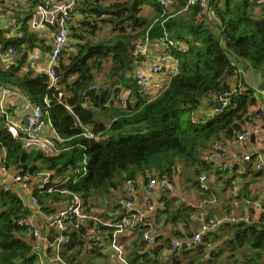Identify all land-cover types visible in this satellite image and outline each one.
<instances>
[{
  "label": "trees",
  "instance_id": "obj_1",
  "mask_svg": "<svg viewBox=\"0 0 264 264\" xmlns=\"http://www.w3.org/2000/svg\"><path fill=\"white\" fill-rule=\"evenodd\" d=\"M44 1L27 2L24 17L19 16L24 35L8 37L9 31L0 26V52L13 48L17 57L10 67L0 60V84L16 88L47 110L64 140L60 147L68 149L47 156L37 149L24 148L22 141L5 129L1 115L0 148L7 150L5 164L29 177L43 171L66 175L71 165L78 167L81 174L85 171L82 161L88 157L85 176L75 182L71 178L68 183H58L50 193L37 194L45 211H52L47 200L62 201V192L67 191L85 198L90 205L86 204L87 212L102 218L112 216L100 210L126 180L136 183L142 176H177L197 190L198 199L205 206L208 201L204 199H216L218 195L208 180L211 174L216 180H224L226 191H232L234 179L226 177L230 171L214 170L204 156L215 140L232 141L235 133L259 114L257 91L242 83L243 70L254 68L260 73L259 86L264 92V3L210 0L217 15V20H210L202 14L199 1L188 5L189 0H167L168 4L160 0H119L109 4H104V0H84L74 16V29L82 31L70 35L77 42L62 52L56 66L57 82L50 85L46 73L25 67L31 49L46 48L38 33L28 29L32 11ZM78 11L82 18L77 17ZM103 24L111 25L110 36L94 39L95 31ZM147 41L151 45L158 41L186 48L182 51L162 43L163 49L177 55L179 71L151 100L141 95L132 78L136 63L144 58L135 57L133 50ZM102 73L104 79L98 81L96 77ZM122 83L124 90L117 87ZM92 85L94 89L90 88ZM233 85L241 86L242 94L232 95L224 113L211 116L214 96L232 90ZM127 90L125 104L109 100L112 93ZM78 122L89 128L94 138L85 136ZM253 169L246 165V170ZM201 173L207 174L206 187L197 180ZM253 181H247L237 197L259 198L249 187ZM118 199H113L114 211L119 208ZM163 200L166 207L158 209L157 217L165 215V222L172 225L181 222L186 233L177 232L175 236L190 237L195 230L191 215L202 207L187 202L178 205L174 196L165 195ZM30 213L14 190L6 192L0 186V264H46L33 251L28 227L17 222ZM261 215L253 224L228 223L207 234L209 248L202 245L191 259L179 261L175 258L179 252L172 250L173 262L162 264H264V212ZM83 231L73 232V241L61 252L62 258L72 264H112L103 248L86 250ZM133 232L136 240L127 256L133 264H146L144 228L137 227ZM164 250H171L168 239L155 245L150 253L160 255Z\"/></svg>",
  "mask_w": 264,
  "mask_h": 264
},
{
  "label": "built area",
  "instance_id": "obj_2",
  "mask_svg": "<svg viewBox=\"0 0 264 264\" xmlns=\"http://www.w3.org/2000/svg\"><path fill=\"white\" fill-rule=\"evenodd\" d=\"M163 4H168L167 0H160ZM199 1L202 8V14L210 19H217V15L209 0H189V4ZM84 0H45L43 3L36 6L32 11V15L28 19V29L35 32H44L46 28H50L51 41L50 48L42 55L46 57L47 66L40 69L38 60L40 58L39 48L34 47L30 52L25 67H30L37 72L46 73L50 79V85L57 82L56 66L59 63L62 52L69 45L70 34L75 26V12L79 9L78 6ZM264 3V0H259ZM9 36L24 35L21 29V21L14 23L13 28L7 34ZM49 44V42H48ZM167 47L177 46V44L166 43ZM184 51V47H178ZM149 42L138 44L134 50V56L148 57ZM13 48H9L7 52H0L1 63L10 67L15 64L17 57ZM179 59L177 55L168 49H162L157 56V61L150 64L147 68L139 65L132 73L133 81L141 95L151 100L158 96L162 91L160 86L166 84L168 80L174 76L179 70ZM159 85V86H158ZM165 86V85H164ZM163 86V87H164ZM158 87V88H157ZM92 89L95 87L92 85ZM243 88L233 86L232 90L219 95H215L212 99L214 109L211 116L224 113L228 107L232 95L242 94ZM20 91L16 88L0 84V115L6 118V130L15 138H19L23 147L30 149H42L48 154L56 151V143L51 138L57 139L58 133L54 128L51 119L47 116V111L37 103L30 99L25 106L18 108L14 114L21 122L13 117H7L4 102L14 94H19ZM111 101L124 104L126 97L123 95L111 96ZM257 110L260 113L261 119L264 122V92L259 91L256 102ZM69 108V107H68ZM27 113L25 114V111ZM22 113V116L20 115ZM4 118V119H5ZM78 127L84 129V135L94 138V134L84 126L81 122L77 123ZM53 129L52 137L45 135L48 128ZM261 126L251 120L246 127L237 131L233 136L232 142L235 141L244 147L254 135H257L261 130ZM205 160L212 164L214 170L223 172L232 171L235 166L249 163L256 172L264 174V145L261 148L254 147L252 150H246L241 154L231 153L229 143L222 140H215L210 148L205 152ZM6 159L0 154V172L3 174V179L0 178V185L5 191H10L13 188V183L18 186L22 193V201L31 213L26 217L18 219V224L21 227H28V236L33 242V251L37 253L41 263L46 264H72L62 258L61 252L72 243L73 232H81L87 239V250L89 247H101L108 253L115 264H133L119 240L120 235L128 232H133L137 227L144 228L143 240L149 246L158 244L157 237L153 234L154 219L151 212L159 208L165 207V200L161 199L159 204L149 202L147 205L140 204L136 199L137 193L136 183L128 179L124 183V196L119 197V211L116 215L102 218L95 212L86 211L85 202L77 193L63 191L65 199L62 200L63 205L60 207H52L49 214L37 199L38 193H50L56 189L58 183H68L71 180V174L75 173L73 168H70L66 176H56L53 172L45 173L41 176L24 175L22 172L12 170L6 164ZM77 171L76 174H79ZM87 171L79 174L83 176ZM54 177V178H53ZM197 180L202 186L208 185L207 174L201 173ZM145 189L148 197L158 195L159 198L168 195L174 196L178 190L177 176H151L146 180ZM238 195V188L235 184L233 196ZM248 208L258 210L262 207L261 202L256 200H245ZM55 204V203H54ZM194 206V204H190ZM201 214L196 216L199 218L198 229L190 237L174 238L171 240V250L181 252L183 250L196 251L202 245L206 244L207 234L217 230L228 223H246L253 224L259 218L253 213V216L245 211L244 213L231 214L228 210H223L217 213H211L208 210H201ZM193 217V216H192ZM110 230V234L108 233Z\"/></svg>",
  "mask_w": 264,
  "mask_h": 264
},
{
  "label": "crops",
  "instance_id": "obj_3",
  "mask_svg": "<svg viewBox=\"0 0 264 264\" xmlns=\"http://www.w3.org/2000/svg\"><path fill=\"white\" fill-rule=\"evenodd\" d=\"M28 2H29V0H28ZM1 3H3V2L1 1ZM29 4H30V2H29ZM82 4L83 3L81 2L80 5L78 6V8ZM76 15H77L78 18H82V17H80L79 13L76 14ZM49 30H50V28L48 27V28H46L44 30V32L43 31L42 32H37L38 36L41 39H43V41L46 44V48H44V49L41 46H37V48H39L40 55H41L39 60H38V64H39L40 69H44L47 66L46 57L44 55H42V53L46 52L47 49L50 48V41H51V37L52 36H51ZM73 41L77 42L75 39H71V43ZM48 42H49V44H48ZM149 47H150V50H149L150 54L148 55V57L142 58L139 62H137L136 63V67L141 65L142 67L147 68L150 65L149 63L153 64L154 62H156L157 61V56H158L159 53H161V50L163 49L164 46H163L162 42H158L157 41V42L153 43V48L151 47L150 43H149ZM34 71L37 72L36 70H34ZM38 73H41V72H38ZM96 78H97L98 81H102V79H104L103 73L99 74ZM232 83H234V82H232ZM166 84H163V86L166 85ZM249 85H251V87H253L256 91L259 90V88H256V86H255L256 84L251 82ZM117 87L118 88H122L124 90L123 83L121 85H118ZM124 92L128 93V90L121 92V94L124 95ZM28 100L29 99H28L27 95L24 94L21 91H20L19 94H14L10 98H7L6 102H4L3 104L5 106V111H6L8 120H9V117H13L15 120L21 122V120L18 119V117L14 114V112L18 108H20L21 106H25L26 102ZM114 104H117V103L114 102ZM26 113H27V110L25 111V114ZM20 115L22 116V113ZM259 116H260V114H258V116H256V117H253V122H255L256 124H259V125L261 124L262 125L261 128H264L263 127L264 126V122ZM4 118H5V116H4ZM3 121H4V127H5L6 118ZM263 130L264 129H261L259 131L260 134L258 133L257 135H254L252 137V139L247 141L248 144L245 147L243 145H240L239 143H237L235 141H233V142L228 141L229 149H230L231 153H233V154L236 153V154L239 155L242 152H245L246 150H252L254 147L261 148L264 145V131ZM52 131H53V129H51L49 127L48 130L46 131L45 135L47 137H52ZM56 131H57V129H56ZM51 140L56 143V147H57L56 151L51 152V153L48 154L47 152H45L42 149L41 150L38 149V148H35V149L39 150L40 152H43L47 156H49V155L55 156V155L60 154L62 151L68 149V147L67 148H61L60 147V144L64 143V140L61 138V136L59 134H58L57 139L51 138ZM6 153H7V150L5 148H0V154H2V156L7 160V154ZM87 161H88V157L86 156L83 159V161H82L83 165H85V172L88 171L87 170V165H86ZM247 164H249V163L237 165L238 167L235 166L236 168H238V170L234 171V169H235V167H234V169L232 171H230L229 174H226V175H227V177H232L234 179L232 181L233 182L232 183L233 184V190H234L235 184H236L237 188H238V193L239 192L241 193L244 190V188L246 187L245 184H246L247 181H249L250 179L252 181L254 180L253 182L250 183L249 187H250V189L252 191L254 190L256 192L257 196L259 197V191L264 192V174L260 173V172H255V171L251 172V171L246 170V165ZM71 166H69V168H71ZM10 168L12 170H15L14 169L15 167H10ZM73 169L75 171V175H74V173H73V175L71 174V178H72V181H74V182L77 180V178L79 179V177H83V176L86 175L85 174L83 176H80L79 174H76L77 171H80L78 167H74ZM50 172H53V171H50ZM50 172L49 171H46V172L43 171L42 173H40L39 175H36V176H41V175H44L45 173H50ZM53 173H54V175L59 176V177L67 175V174L63 175L64 172L61 173V175L55 174V172H53ZM3 177H4L3 174L0 172V178L3 179ZM146 180L147 179H145V176H142L138 180H135L136 181V188H137V193L134 196L135 199L142 205L149 204L150 201L154 202L156 204H159L161 202V199H163V197L159 198L158 195H156V194L155 195H151L150 197H148V194H147L146 189H145V185L147 183V182H145ZM208 180L210 181V185L216 189L217 194L220 195L221 199H218V200H215V198L204 199V201H208L207 202L208 204L205 206L204 204L200 203V199H198L197 190L194 189V188H191L189 183L187 184L185 181L181 182L179 180V177H178V181H179L178 190L176 191V194L174 195L175 199H177L176 204L179 205L180 203L187 202L188 204H194L195 207L201 206L203 210L213 209L214 211H219V212H221L223 210H228L229 212H231V214L244 213L245 211H247L252 216H253V213H254L256 215V218H259L260 216H262L261 214L264 212V198L262 199V201H261L260 197L253 199V200L261 202V204H262V207H260L258 210L255 211V210H252V209L248 208V206H247V204L245 202V200L248 199V198H246V197H237V196H235V198H234L233 197V190L231 191V194H228V191L225 190L226 183L224 182L223 186H221L222 184L219 183L218 180H216L214 174H211V176L208 178ZM259 181H263V183H260ZM0 186H2V185H0ZM13 190L22 199V193L19 191L18 186L15 185L14 183H13V188L10 191H13ZM123 193L125 194L124 187L119 189V190H117V191H114L113 199L115 198V196H116V198H119V196L121 197L123 195ZM77 194H79V193H77ZM81 198L85 202V206H86V204L89 205V203L85 201L84 197L81 196ZM113 199L111 200V202H106V204L103 206L102 210H100V211H107L108 213H110L109 215H116L118 213V211H119V208L114 211V208H113L114 207V201H113ZM46 202L49 205L51 204L52 207H54V208L55 207H60V206L63 205V202L59 201V200H57L56 202H52L51 200L50 201L47 200ZM225 205L229 206L228 207L229 209L226 208ZM154 211L151 212V216L154 219L153 234H155V236L157 237V240H158V244L157 245H161L164 242L165 239H168V240L171 241L172 239L177 238V236H175V233H177V232L178 233H180V232L184 233L183 225L181 224V222L178 223V224H174V225H172L170 223H166L165 222V218H164L165 215L162 214L158 218L157 217L159 215L157 213L158 209H157V211H155V212ZM200 211H198V212H196V213L191 215V217L193 216L192 218L194 220L193 223H191L192 228L195 229L194 231H196L198 229L199 218H197L196 216L201 214ZM194 222H195V225H194ZM106 231H109L108 233L110 234V230H106ZM118 238H119V240H120V242H121V244H122V246H123V248L125 250V253L128 254L127 251L129 250V248H131L133 246V244H134V242L136 240L134 232L125 233L124 235H120ZM33 242H34V240L31 243L33 244ZM153 247L154 246H149L148 243L146 242V247H145V249L143 251V253L144 252L146 253V255H145L146 256L145 257L146 264H150L149 262H152V263L154 262L153 264H162L163 262H165V263L173 262L174 258H173L172 255H170L172 250H168V251L164 250L159 255V254H156L154 252L150 253V251H151V249ZM90 248L91 247H89V244H88V251H89ZM86 250H87V245H86ZM182 253H183L182 251L177 253L175 258L177 260H179V261H181V259H183V258L191 259L190 257L195 255L196 251H191V252H189L187 254L186 253L182 254ZM206 258L207 257H205L203 259H206ZM109 259L112 260L111 256L109 257ZM112 264H115L114 261H113Z\"/></svg>",
  "mask_w": 264,
  "mask_h": 264
},
{
  "label": "rangeland",
  "instance_id": "obj_4",
  "mask_svg": "<svg viewBox=\"0 0 264 264\" xmlns=\"http://www.w3.org/2000/svg\"><path fill=\"white\" fill-rule=\"evenodd\" d=\"M114 1H119V0H104V4H109V3L114 2ZM2 2L3 3L0 4V26H4V29H6V31L10 32L14 26V23L20 22L19 16L24 17V13L26 11L25 7L27 6L28 0H2ZM78 13H80V12L78 11ZM145 14H147V9H145ZM80 16H81V14H80ZM111 30H112L111 25L103 24L99 30L95 31L94 39H101V38H106V37L110 36ZM81 31L82 30L79 28H77V29L73 28V31L71 34H73V32L79 33ZM9 32H8V34H9ZM73 43H75V42H73ZM162 43H164V42H162ZM164 44H166V43H164ZM151 47L153 48V44L151 45ZM69 48H70V46H69ZM149 64H152V63H149ZM243 71L245 72V75H243L244 81H243L242 85L243 86H245L246 84L249 85L252 82V83L256 84L255 85L256 88L260 89L261 88V86H259L260 81H261L260 73H258L254 68H251V67H250V69H244ZM224 173H226V172H224ZM218 181H219V183L222 184L221 186H223L224 180H218ZM259 182L263 183V181H259ZM227 191H228V194H231V190L229 191L227 189ZM253 193L256 194L255 191ZM263 195H264V192L259 191V197H260L261 201L264 198ZM218 199H221L220 195H217L215 200H218ZM206 244L208 245L207 247L209 248L210 244L207 242H206ZM108 260L110 263L111 262L113 263V261L111 259L108 258Z\"/></svg>",
  "mask_w": 264,
  "mask_h": 264
},
{
  "label": "clouds",
  "instance_id": "obj_5",
  "mask_svg": "<svg viewBox=\"0 0 264 264\" xmlns=\"http://www.w3.org/2000/svg\"><path fill=\"white\" fill-rule=\"evenodd\" d=\"M209 2H210V0H209ZM76 14H77V13H76ZM204 16H205V15H204ZM208 19H210V18H208ZM210 20H212V19H210ZM213 20H217V19H213ZM70 35H71V34H70ZM71 39H72V38H71V36H70V42H69V45H70V43H71ZM175 44H176V43H175ZM69 45H68L67 47H69ZM177 47H179V46H178V45L175 46V49H176ZM180 47H182V46H180ZM173 48H174V47H173ZM184 48H185V47H184ZM185 49H186V48H185ZM31 50H32V49H31ZM31 50H30V51H31ZM30 51H29V52H30ZM28 54H29V53H28ZM28 56H29V55H28ZM142 57H144V56H142ZM144 58H145V57H144ZM41 73H42V72H41ZM233 86H235V85H233ZM233 86H232V87H233ZM240 87H241V86H240ZM90 88H91V87H90ZM163 88H164V87H160V89H162V90H163ZM91 89H92V88H91ZM231 89H232V88H231ZM259 91H261V90L259 89V90L257 91V93H259ZM113 94H115V93H112L111 96H112ZM115 95H123V94H115ZM111 96H110V98H111ZM123 96H125V95H123ZM110 98H109V100L111 101ZM154 98H155V97H154ZM152 99H153V98H152ZM126 101H127V98H126ZM111 102H113V101H111ZM131 102H132V101H131ZM113 103H114V102H113ZM115 103H116V102H115ZM117 104H118V105H122V104H119V103H117ZM124 104H125V103H124ZM256 110H257V107H256ZM257 111H258V110H257ZM258 112H259V111H258ZM259 114H260V113H259ZM260 118H261V116H260ZM251 120H253V119H251ZM244 127H246V126H244ZM244 127H243V128H244ZM5 129H6V128H5ZM8 132H9V131H8ZM252 171H254V170H252ZM255 172H256V171H255ZM3 190H4V189H3ZM4 191H5V190H4ZM6 192H7V191H6ZM8 192H10V191H8ZM21 200H22V199H21ZM22 202H23V201H22ZM24 204H25V203H24ZM260 218H261V216L259 217V219H260ZM259 219H258V220H259ZM87 251H88V250H87ZM108 255H109V254H108ZM109 256H110V255H109Z\"/></svg>",
  "mask_w": 264,
  "mask_h": 264
},
{
  "label": "bare ground",
  "instance_id": "obj_6",
  "mask_svg": "<svg viewBox=\"0 0 264 264\" xmlns=\"http://www.w3.org/2000/svg\"><path fill=\"white\" fill-rule=\"evenodd\" d=\"M194 3V2H193ZM188 5H189V3H188ZM200 5V4H199ZM244 75V74H243ZM8 86V85H7ZM9 105V104H8ZM9 109V108H8ZM47 111V110H46ZM49 114V113H48ZM260 117V116H259ZM261 125V124H260ZM261 127H262V125H261ZM264 127V126H263ZM262 129H264V128H262ZM264 131V130H263ZM260 134V133H259ZM232 142V141H231ZM230 142V143H231ZM23 144V143H22ZM41 150V149H40ZM7 154V153H6ZM8 160V159H7ZM7 164V163H6ZM23 171V170H22ZM73 175V174H72ZM74 175H75V173H74ZM146 182V181H145ZM1 189H2V187H1ZM61 193V192H60ZM74 193V192H73ZM37 199H38V197H37ZM159 202V201H158ZM147 205V204H146ZM166 207V206H165ZM155 211H157V210H155ZM154 211V212H155ZM141 229V228H140Z\"/></svg>",
  "mask_w": 264,
  "mask_h": 264
}]
</instances>
